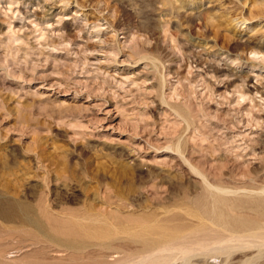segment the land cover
<instances>
[{"label": "rangeland", "instance_id": "374dc122", "mask_svg": "<svg viewBox=\"0 0 264 264\" xmlns=\"http://www.w3.org/2000/svg\"><path fill=\"white\" fill-rule=\"evenodd\" d=\"M123 203L264 228V0H0V211L51 226ZM49 244L0 263H51ZM249 245L173 264H264Z\"/></svg>", "mask_w": 264, "mask_h": 264}, {"label": "bare ground", "instance_id": "6f19581e", "mask_svg": "<svg viewBox=\"0 0 264 264\" xmlns=\"http://www.w3.org/2000/svg\"><path fill=\"white\" fill-rule=\"evenodd\" d=\"M243 94L245 95V93ZM217 189L221 193L223 192V194L227 191L220 187ZM211 190H213V188ZM216 193L217 192H215V194ZM219 200V202L223 203L226 199L221 198ZM8 206L9 205H7L5 209ZM116 206L118 207H116L114 211H110L111 209L109 211H102L89 207V211L83 213L74 212L73 216L61 221L58 220L59 218L56 219L50 216L49 218L47 216L51 226L38 223L30 214V209L26 206H18L15 204L13 208H15L16 211L12 208L15 212L3 210V208L0 211V218L6 223L15 222L16 225H0L1 236L10 235V231L14 229L16 231H23L26 237L19 242V246H14L13 243L9 242L10 240L5 241L0 238V259L12 261V259H14L12 256L14 255L11 249L13 248H16L17 254H21L23 257V255H26V253L34 247L33 243L35 242L50 243L49 246L53 245L54 247H52L54 252L53 259L56 261H52L51 263L47 262L45 264H173L180 259L184 262H188L196 255H204L206 253L210 255H219L220 253H231L233 250L236 252V248H240L243 245L248 246L250 242H254V244H250L251 246H254L258 242L264 245V228L260 227L256 231H247L249 230L248 228H241L242 230L239 231L236 230L238 228L235 227L234 229L233 226L230 228V224H235V226L238 224L240 227H247L253 223L251 220L242 217L230 216L229 214L226 215L227 213L224 214V212L215 205L212 206V210H209V212L213 214L212 220L221 223L225 229L230 228L231 231L223 230V232L222 230H217V226L214 227L216 228L214 229L213 225H210V221H208L210 224H206L205 222L207 220L204 222V217L196 212L192 214L199 216V220L198 222L195 220L194 222L197 223L192 224L183 221L174 222V218L171 217L172 215L156 217V214V216L150 214V216H146L144 214V216H142L143 213L141 214L139 212L141 216L136 217L126 212L128 208L127 204L123 203L120 206ZM131 206L129 207L131 208ZM201 207H203L202 210L204 212L207 210L204 206ZM255 229L257 228L255 227ZM8 243H11L14 247L12 248ZM128 245L133 247H128ZM87 250L91 251L89 252L91 256L95 254L97 259L95 258L96 260L94 261H83L82 259L86 260V257L90 256L87 255L85 257L84 253ZM48 253L50 254V252ZM49 258H46V260ZM203 259L204 258L200 260ZM64 260L68 262L70 260L71 262L68 263ZM192 261L193 260L190 262Z\"/></svg>", "mask_w": 264, "mask_h": 264}]
</instances>
